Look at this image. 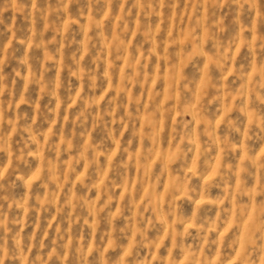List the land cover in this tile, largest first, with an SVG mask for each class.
<instances>
[{
  "label": "clouds",
  "instance_id": "clouds-1",
  "mask_svg": "<svg viewBox=\"0 0 264 264\" xmlns=\"http://www.w3.org/2000/svg\"><path fill=\"white\" fill-rule=\"evenodd\" d=\"M0 264H264V0H0Z\"/></svg>",
  "mask_w": 264,
  "mask_h": 264
}]
</instances>
